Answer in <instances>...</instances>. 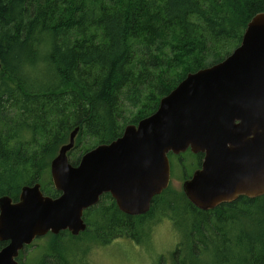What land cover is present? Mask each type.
I'll return each mask as SVG.
<instances>
[{"label": "trees", "instance_id": "trees-1", "mask_svg": "<svg viewBox=\"0 0 264 264\" xmlns=\"http://www.w3.org/2000/svg\"><path fill=\"white\" fill-rule=\"evenodd\" d=\"M263 12L264 0H0V198L17 202L24 186L38 183L58 198L46 173L76 128L73 166L154 115L189 74L229 57ZM40 69L46 82L37 81ZM170 190L156 197L166 200L160 218L173 212ZM239 198L225 211L175 221V264H264V195ZM91 217L83 235L108 243L141 227L108 220V195L85 212ZM66 235L46 236L52 257L40 264H69Z\"/></svg>", "mask_w": 264, "mask_h": 264}, {"label": "water", "instance_id": "water-1", "mask_svg": "<svg viewBox=\"0 0 264 264\" xmlns=\"http://www.w3.org/2000/svg\"><path fill=\"white\" fill-rule=\"evenodd\" d=\"M80 128L51 162L58 198L41 185L24 186L19 201L0 198V264H20L25 247L48 234L79 236L84 214L111 194L125 214L150 210L168 189L169 155L204 154L203 166L185 183L184 193L201 210L264 195V12L256 15L241 45L224 61L191 73L158 111L122 137L69 162Z\"/></svg>", "mask_w": 264, "mask_h": 264}, {"label": "rangeland", "instance_id": "rangeland-1", "mask_svg": "<svg viewBox=\"0 0 264 264\" xmlns=\"http://www.w3.org/2000/svg\"><path fill=\"white\" fill-rule=\"evenodd\" d=\"M44 71V69H40L37 72L39 76H45V78L37 81H47L48 75H45ZM182 158L184 167L187 165L189 176L195 171L197 172L200 170L193 154L189 152V154L184 155ZM173 161L175 164L172 172V187L169 198L175 200L181 195V192H184L185 183L191 179L185 182V178H183L182 171L177 161L175 159H173ZM191 166L195 167L191 168ZM196 166L198 170H195ZM46 176L49 180L52 179L50 168ZM174 203L175 201H172V204ZM176 204L178 208L179 205L177 202ZM164 218H159L154 222L147 221L139 222V224L136 223L137 226L141 225L136 231V236L130 234L129 236L120 237L124 240L118 242L115 240L119 238H116L111 240L108 246L105 245V240H108V238L104 240L96 238H101V234L93 235L90 242H82L89 236L86 237V235H82L77 238V240L80 239L82 241H77L70 237V235L74 237L71 233L65 232L67 235L62 239V249L70 264H106L103 254L106 249H108V264H175V261L181 257V253H177L178 245L182 243L180 228H176V224L171 221H165L167 219ZM90 220L92 224L90 221H87L89 226L88 230L93 229L95 217H91ZM50 243L51 239L49 237L37 239L33 245L27 247L20 255L21 264H40L43 260V256L46 254L52 257V253L49 250ZM80 249H82L83 255L78 258V251ZM55 261L56 260H53L52 262Z\"/></svg>", "mask_w": 264, "mask_h": 264}, {"label": "flooded vegetation", "instance_id": "flooded-vegetation-1", "mask_svg": "<svg viewBox=\"0 0 264 264\" xmlns=\"http://www.w3.org/2000/svg\"><path fill=\"white\" fill-rule=\"evenodd\" d=\"M191 153V154H193L190 150L189 151H187L185 154H187V153ZM183 156H182V154L181 155H174V156H169V161H170V168H171V176H170V184H169V187H168V189L169 188H171L172 187V172H173V167H174V161H173V159H175L176 161H177V164L179 165V168L181 169V173L183 174V178H185V182L186 181H188V180H190V179H192V177L194 176V174L196 173V171L191 175V176H189L188 175V171H187V165H185V167H184V161H183V158H182ZM193 157L195 158V161H196V164L198 165V167H199V169H201L202 168V166H203V162H204V159H205V155L204 154H193ZM192 167H195V166H191V168ZM197 166H196V168H195V170L198 168ZM198 170V169H197ZM184 185V184H183ZM167 189V190H168ZM166 190V191H167ZM184 191V190H183ZM165 192V191H164ZM163 192V193H164ZM162 193V194H163ZM184 194L185 195V193L184 192H181V194ZM161 194V195H162ZM160 195V196H161ZM186 196V195H185ZM104 197V196H103ZM102 197V198H103ZM156 197H159V196H156ZM154 198L152 201H151V204H150V210H149V212H147L146 214H142V215H137V216H131V215H128V214H125L124 212H122L120 209H119V207H118V202L112 197V195L111 194H108V220H114V219H117V217L118 216H120V217H123V219H131V220H133V221H139V222H147V221H150V222H154V221H156V220H158L159 218H160V216L162 215V213H163V211L166 213V208L165 207H161L160 206V204L161 205H165V201L166 200H164V199H158V198ZM240 198H238V199H236L235 201H233V202H230V203H224V204H221V205H219V206H217V207H215L214 209H210V210H201V209H199V208H197L195 205H193L191 202H190V200L187 198V196H186V200L187 201H185V200H182V201H175L173 198H171L170 200L171 201H175V203H174V207H173V212L172 213H169V215L168 216H165V218L164 219H167V220H165V221H171V222H173L174 224H176V222L175 221H180V220H182L181 218L182 217H185V219L187 218V217H189L191 214L192 215H196V216H199V215H201V214H206L207 212H209V211H213V210H215V209H217V208H219V207H221L220 208V210H226L231 204H233V203H235V202H237L238 200H239ZM252 199V198H251ZM102 200V199H101ZM100 202L101 201H99V203L97 204V205H99L100 204ZM176 202H183V203H178V208L179 209H177V204H176ZM96 205V206H97ZM161 207V209H159L158 207ZM95 207V206H94ZM87 212V211H86ZM111 212H113V213H116V214H113V213H111ZM216 212V211H215ZM118 215V216H117ZM84 216H85V214H84ZM173 218V219H172ZM192 218V217H191ZM190 218V219H191ZM86 221V220H85ZM87 223V222H86ZM88 225V224H87ZM88 231V228H87V230L85 231V232H83L84 234L86 233ZM83 233H81L79 236H74L75 238H79L80 236H82L83 235ZM92 233V232H91ZM94 234H96V232H94ZM49 235V234H48ZM47 235V236H48ZM53 235V234H52ZM61 235V234H60ZM130 235V233L129 232H127L126 233V235L125 236H129ZM54 236H59V235H54ZM133 236H136V235H133ZM46 237V236H45ZM124 237V236H123ZM44 238V237H43ZM93 238V234H90V236L88 237V238H86V239H84L83 241L82 240H80V239H78L77 241H82V242H85V241H89L90 242V239H92ZM97 239H100V238H98V237H96ZM107 238V237H106ZM105 238V239H106ZM38 239H40V238H38ZM37 240V239H36ZM35 240V241H36ZM124 239L123 238H119V239H116L115 241L116 242H118V241H123ZM34 241V242H35ZM33 242V243H34ZM33 243L31 244V245H33ZM30 245V246H31ZM105 245L106 246H108V240L106 239L105 240ZM27 247H29V246H27ZM27 247H25V248H27ZM25 250V249H24ZM23 250V251H24ZM23 251H21L20 252V254L23 252ZM104 258H105V260H106V264H108V249H106V250H104ZM83 254H82V249H80L79 251H78V258L80 257V256H82ZM20 256V255H19ZM82 259H83V257H82ZM67 260H68V258H67ZM68 262H69V260H68ZM60 264H65V263H63L62 261H61V263ZM67 264V263H66ZM69 264H70V262H69Z\"/></svg>", "mask_w": 264, "mask_h": 264}, {"label": "bare ground", "instance_id": "bare-ground-1", "mask_svg": "<svg viewBox=\"0 0 264 264\" xmlns=\"http://www.w3.org/2000/svg\"><path fill=\"white\" fill-rule=\"evenodd\" d=\"M201 248V247H200ZM199 250V249H198Z\"/></svg>", "mask_w": 264, "mask_h": 264}]
</instances>
